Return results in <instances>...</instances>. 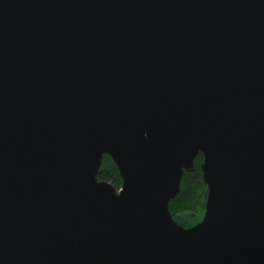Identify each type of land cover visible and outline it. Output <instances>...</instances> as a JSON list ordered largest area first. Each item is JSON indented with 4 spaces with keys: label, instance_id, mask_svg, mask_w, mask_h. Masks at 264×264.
I'll list each match as a JSON object with an SVG mask.
<instances>
[{
    "label": "water",
    "instance_id": "water-1",
    "mask_svg": "<svg viewBox=\"0 0 264 264\" xmlns=\"http://www.w3.org/2000/svg\"><path fill=\"white\" fill-rule=\"evenodd\" d=\"M0 264H264V0H0Z\"/></svg>",
    "mask_w": 264,
    "mask_h": 264
},
{
    "label": "trees",
    "instance_id": "trees-1",
    "mask_svg": "<svg viewBox=\"0 0 264 264\" xmlns=\"http://www.w3.org/2000/svg\"><path fill=\"white\" fill-rule=\"evenodd\" d=\"M102 172L98 179L106 180L112 183L116 188L121 185L122 179L119 176L113 159L107 154L102 156ZM203 154L200 152L196 154L193 161L194 168L192 171H184L180 182V192L175 198L169 201L168 207L171 214L176 217L177 215L199 213V203L205 186L202 180L201 161Z\"/></svg>",
    "mask_w": 264,
    "mask_h": 264
}]
</instances>
